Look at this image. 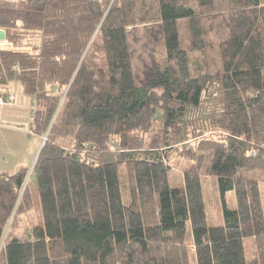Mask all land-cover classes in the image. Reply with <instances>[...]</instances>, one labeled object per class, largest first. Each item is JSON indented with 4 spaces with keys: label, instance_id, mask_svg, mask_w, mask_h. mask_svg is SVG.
Segmentation results:
<instances>
[{
    "label": "trees",
    "instance_id": "trees-1",
    "mask_svg": "<svg viewBox=\"0 0 264 264\" xmlns=\"http://www.w3.org/2000/svg\"><path fill=\"white\" fill-rule=\"evenodd\" d=\"M148 23L162 52L137 84ZM0 29L30 47L0 48V97L19 82L44 136L0 172V264H192L189 238L195 264H264V0H0Z\"/></svg>",
    "mask_w": 264,
    "mask_h": 264
},
{
    "label": "rangeland",
    "instance_id": "rangeland-1",
    "mask_svg": "<svg viewBox=\"0 0 264 264\" xmlns=\"http://www.w3.org/2000/svg\"><path fill=\"white\" fill-rule=\"evenodd\" d=\"M129 44H130V49H131V55H132V65H133V71L136 79V83L140 84L146 74L150 72L155 65V61L161 56V30H160V25L157 23H148V24H143V25H137V26H132L129 28ZM181 39H182V44L186 46V48L189 50V53L193 56L195 55L191 50L190 46H187L186 43H189L188 40H190L189 36V31L188 27L186 24L181 25ZM0 48L6 49V50H13V51H26L30 50V47H14L11 45L9 42H7L6 38L4 41H0ZM19 88H21V94L23 95V99L19 97V100H23V104H27V99L29 96L25 95L22 90V86L19 82L12 81L8 85V91L7 93H11L15 96L14 102L10 105H3V107H14L15 102L17 99V93L19 92ZM18 91V92H17ZM17 92V93H15ZM31 98V97H30ZM32 100V105H34V101ZM18 101V99H17ZM2 107V106H0ZM15 115H19L18 117V122L17 123L21 126H19L22 131H27L29 129V119L30 115L32 116V112L30 111L29 108H23V110L19 111L17 109H14ZM14 110H6V111H14ZM33 110V107H32ZM4 112V111H3ZM5 113V112H4ZM4 121V120H3ZM7 122V121H6ZM31 132V131H30ZM16 136V137H15ZM23 137L19 136L18 134L9 135L5 134L6 139H0V153L5 150H11V149H22L21 154L24 153L25 151V146L27 143V139L29 138L28 135L22 134ZM44 139V136L40 138L41 143L42 140ZM25 142L24 147H21V145ZM40 145L38 146L39 149ZM10 148V149H8ZM37 149V151H38ZM6 152V151H5ZM36 153V152H35ZM210 157L207 156L208 160ZM172 167L171 170L169 171V182L171 186H177L181 184L183 181V172L185 167L188 165L186 159H181V158H176V156H173L172 158ZM6 160H0V170L2 171L3 168L1 167H6L10 168L12 167V162L9 164V161ZM32 162V161H31ZM203 175L204 172H203ZM252 176H255L259 179L261 182V190H262V200H263V206H264V174H262L259 171H256ZM205 179L207 177H204ZM32 178L30 179V182H32ZM209 188H210V183H208ZM207 185V186H208ZM211 192H214L211 190ZM233 198V196L231 197ZM206 206H207V213L208 215L212 218H216L220 216V212L218 210V203L216 201V198L214 197V193L211 195H206ZM37 217V216H35ZM187 240V239H186ZM187 249H188V256L189 260L191 261L192 264H195V254H194V246L191 242V238L187 240ZM254 243L252 238H247L245 241V255L247 258H249L252 254V251L254 250Z\"/></svg>",
    "mask_w": 264,
    "mask_h": 264
},
{
    "label": "crops",
    "instance_id": "crops-1",
    "mask_svg": "<svg viewBox=\"0 0 264 264\" xmlns=\"http://www.w3.org/2000/svg\"><path fill=\"white\" fill-rule=\"evenodd\" d=\"M17 92H15V93H17ZM19 92L20 93L16 94L18 101L16 99L14 107H12V108L11 107H3V106L0 107V139H6L5 134L9 135V137L11 135H15V134H18L19 136L23 137L22 134L26 133L29 137L27 139L28 145L26 144L25 151L23 154H21L22 149H16V148L11 149V150H5L6 152L2 151V153H0V160L9 161L8 163H6V161H4L6 164H9L11 162L13 164L12 167L7 168V169H6V167H1V168H3L2 171H14V170H18L20 168L30 167L34 162L35 155L39 151L38 146L41 145L40 136L30 132V124H29V129L24 132L19 127L21 125L14 123V122H18L17 116H20V114L17 116L15 115L16 111L14 109L22 111L23 108H29L30 111L32 112V107H33L32 100L30 97H28V99H27V104H23V100H19V97H21L23 99V95L21 94V92H22L21 88H19ZM6 110H14V111H6ZM30 122H31V115H30L29 123ZM24 144H25V142H23L21 147H24ZM8 149H10V148H8ZM37 149H38V151H37ZM0 150H3V149H0ZM2 171L0 170V172H2Z\"/></svg>",
    "mask_w": 264,
    "mask_h": 264
},
{
    "label": "built area",
    "instance_id": "built-area-1",
    "mask_svg": "<svg viewBox=\"0 0 264 264\" xmlns=\"http://www.w3.org/2000/svg\"><path fill=\"white\" fill-rule=\"evenodd\" d=\"M9 92V91H8ZM15 100V96L11 93H5L3 96L0 97V106L3 105H11Z\"/></svg>",
    "mask_w": 264,
    "mask_h": 264
},
{
    "label": "water",
    "instance_id": "water-1",
    "mask_svg": "<svg viewBox=\"0 0 264 264\" xmlns=\"http://www.w3.org/2000/svg\"><path fill=\"white\" fill-rule=\"evenodd\" d=\"M4 40H5V32L3 29H0V41H4ZM42 146H43V142L41 143L39 150L42 148ZM36 156H37V154L35 155V158H36ZM35 158H34V160H35Z\"/></svg>",
    "mask_w": 264,
    "mask_h": 264
}]
</instances>
